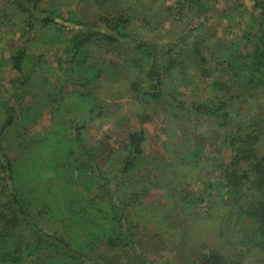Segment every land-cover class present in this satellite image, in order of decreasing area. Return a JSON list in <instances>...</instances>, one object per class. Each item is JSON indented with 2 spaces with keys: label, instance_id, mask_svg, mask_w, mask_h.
I'll use <instances>...</instances> for the list:
<instances>
[{
  "label": "trees",
  "instance_id": "obj_1",
  "mask_svg": "<svg viewBox=\"0 0 264 264\" xmlns=\"http://www.w3.org/2000/svg\"><path fill=\"white\" fill-rule=\"evenodd\" d=\"M131 1L138 11L149 6L145 4L147 0ZM149 1L151 4L159 1L158 10H164L166 15L175 6L183 9L178 16L187 30L172 42L158 41V37H150L145 31L137 33L131 29L137 22L131 13L117 18L99 16L94 21L72 18L67 21L75 27L70 28L61 22L64 17L55 10H39L34 0H1L7 9L0 16V29L7 26L23 30L28 24L34 29L35 39L39 30L59 27L65 36L62 51L69 59L66 67L69 81L96 86L112 75L110 65H127L129 75L122 78L121 84H131L135 98L142 103H161L167 98L168 107L174 108L184 95L181 89L197 87L196 80L200 77L213 78L214 89L229 82L216 73L224 78L231 76V81L243 78L249 96L239 109L234 108L233 101L226 102L224 98L216 101L215 97L208 102L189 104L198 113L217 119L220 147L223 144L230 161L218 158L221 171L217 177L203 181V187L197 191L187 189L189 185L184 186L183 177L178 187L174 184L169 188L168 184V189L179 190L178 195L173 194L178 204L200 205L206 219L220 218L223 225L219 239L225 244L234 249L243 244L251 251L263 250L264 151L261 153L260 146L264 143V0H176L170 5L167 0ZM219 1L221 9L216 3ZM208 13L212 17L204 18ZM195 15L205 20L193 24ZM236 17L242 19V27L236 26L240 29L237 35L232 30L227 33L232 38L212 34L215 19L221 24L226 19L231 25ZM31 42L29 39L21 45L11 59L12 67L22 76ZM243 46L250 48L247 54L241 50ZM139 55L145 57V62L135 58ZM109 56L121 57L123 61L109 62ZM221 64H225L224 69ZM190 67H194V75L188 72ZM175 79L179 81L176 88L169 89L168 82ZM83 96L87 103L79 107L80 112L105 114L104 103L100 104L92 92ZM17 121L16 109L5 108L0 119V239L4 241L0 264H24L27 257L41 253L57 254V264H106L90 254L102 241L112 249L136 255L140 250L139 231L131 220L132 206L145 201L149 192V183L143 184L145 177H155L151 178L153 186L163 185L164 180L158 165L143 169L148 162L146 131L131 130L122 147H114L110 138L91 144L82 120L74 116L67 120L65 129L54 127L49 140L28 159V169H23L7 145ZM219 152L222 153V147ZM202 155L201 147L181 153L176 167L188 162L200 165ZM223 162L228 164L225 168H221ZM35 169L38 174L33 173ZM137 173H143V177L137 180ZM55 180L81 182L82 193L91 196L87 205L82 206L65 192L61 198L64 214L59 220L62 226L58 228L55 220L53 225L49 224L52 216H56L50 202L52 191L45 186ZM250 186L254 187L253 192ZM79 231L84 238L77 237ZM229 249L228 258L219 253L221 258L214 256L208 260L207 256L200 264H224V261L228 264L234 260V250Z\"/></svg>",
  "mask_w": 264,
  "mask_h": 264
},
{
  "label": "rangeland",
  "instance_id": "obj_2",
  "mask_svg": "<svg viewBox=\"0 0 264 264\" xmlns=\"http://www.w3.org/2000/svg\"><path fill=\"white\" fill-rule=\"evenodd\" d=\"M34 1L41 11L55 10L64 17L61 22L70 28L75 27L72 22L67 21L72 18H76L77 21H94L99 16L117 18L122 14L131 13L137 18L131 29L137 33L145 31L150 37H158L156 38L158 41L164 39L172 42L187 30L178 16L183 9L180 10L175 6L171 13L166 15L164 10H158L159 1L151 4V1L147 0L145 4L149 6L139 11L132 6L131 0ZM167 1L170 5L176 0ZM216 3H219L218 9L223 7L220 1ZM150 7L152 10L148 12ZM6 9L7 6L0 0V16L6 14L4 13ZM207 17H212L211 13L204 15V18ZM204 18L195 15L193 24L199 20L204 21ZM142 19L143 21L139 23ZM241 20L236 17L230 25L226 19L223 20V24L222 21L215 19V29L212 34L232 38L233 35L227 33L235 31L237 35L240 31L239 27H242ZM174 23L178 27L177 32ZM24 26L23 30L7 26L0 29V119L4 117L5 108L16 109L18 121L7 145L9 153L18 166L28 169V159L33 158L35 149L49 140L53 135L54 127L57 125L60 129H65L69 118L79 116L86 128V138L91 144L110 138L114 147H122L131 130H145L148 162L143 169L158 165L160 174L164 175L161 186L151 185L154 181L151 180L152 176L145 177L143 184L149 183V192L144 197L145 201L137 202L132 206L131 220L139 231L137 236L140 244L139 252L134 255L133 252L124 249H112L102 241L91 250L90 254L93 257L106 264H200L214 252L228 258L227 252L231 248L234 250V260L228 264H264V249L251 251V248L243 244L238 249H234L228 243L225 244L219 239V231L223 225L220 218L206 219L200 205L178 204L173 194L178 195L179 190L168 189V184H170L169 188L174 184L178 187L183 177L184 186L188 184L187 189L197 191L203 187V181L217 177L221 171L218 168V158L230 161V154L227 150H223V144L222 153L219 152L220 125L217 119L198 113L191 109L189 104L208 102L210 98L215 97L216 101L222 98L226 102L233 101L234 108L239 109L245 98L249 96L243 78H232L231 81V76L229 79L216 73V76L229 82L219 89H214L211 87L213 78L200 77L196 80L197 87L186 86L181 89L184 90V95L180 97L181 102L176 103L174 108L168 107L170 102L167 98L161 103H142L140 98H135L131 84H121L122 78L129 75L127 65H110L108 68L112 75L96 86H84L80 82L69 81L66 68L69 59L62 51L64 47L62 40L65 38L63 31L59 27H52L42 32L39 30L38 38L33 39L34 29L28 24ZM192 26L196 25L190 27ZM209 30L208 28L207 31ZM70 35L71 33L68 36ZM29 39H32L28 46L30 56L22 76L12 67L11 59L15 51ZM241 50L247 54L250 48L243 46ZM135 58L141 62L146 60L141 55ZM108 59L109 62L116 63L123 61L121 57L109 56ZM216 63L217 61H214L213 65L215 66ZM221 65L224 69L225 64ZM188 72L194 75V67H190ZM174 81L168 82L169 89L176 88L179 81L176 79ZM85 92H92L93 96L99 99L100 104L104 103L106 111L103 116L89 114L86 110L83 113L79 111V107L87 103V98L83 96ZM198 147L202 148L203 153L200 165L188 162L180 168L176 167L181 153L190 152ZM260 148L262 153L264 143ZM227 165L223 162L221 168ZM184 171L188 174L183 173ZM34 172L38 174L39 170L35 169ZM142 177L143 173H137V180ZM48 185L45 186L52 191L50 202L56 216L55 218L49 216L53 217L49 220V224L53 225L55 220L54 225L57 223V228L62 226L59 220L64 214L61 198L65 192L82 206L87 205L91 197L82 193L81 182L73 184L66 180H55ZM134 186H137V182ZM253 189L254 187L250 186L251 192ZM77 237L84 238V235L79 231ZM3 243L4 241L0 239V250ZM56 257L55 253H41L33 258L27 257L24 264H57Z\"/></svg>",
  "mask_w": 264,
  "mask_h": 264
},
{
  "label": "water",
  "instance_id": "obj_3",
  "mask_svg": "<svg viewBox=\"0 0 264 264\" xmlns=\"http://www.w3.org/2000/svg\"><path fill=\"white\" fill-rule=\"evenodd\" d=\"M214 256H216V257H220V258H221V255H220L219 253L214 252V253H212V255H210V257L208 258V260H211ZM224 264H227V262L224 261Z\"/></svg>",
  "mask_w": 264,
  "mask_h": 264
}]
</instances>
